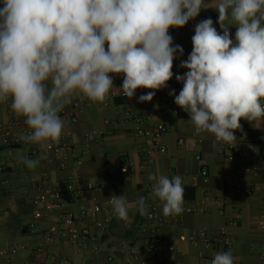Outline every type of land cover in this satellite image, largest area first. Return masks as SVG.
<instances>
[{
	"label": "clouds",
	"instance_id": "obj_1",
	"mask_svg": "<svg viewBox=\"0 0 264 264\" xmlns=\"http://www.w3.org/2000/svg\"><path fill=\"white\" fill-rule=\"evenodd\" d=\"M206 0H3L0 7V103L23 118L28 131L20 139L40 147L34 159L21 156L28 168L47 159L58 144L65 121L60 113L73 97L103 105L122 75L123 95L148 89L139 102H150L175 75L183 87L172 90L175 104L188 114L195 133H210L215 142L236 146L241 120L254 127L264 122V0H218L217 31L211 18L200 21L192 50L173 72L180 45L169 30L195 19ZM236 28L235 38L229 31ZM215 146V143H214ZM152 196L165 217L184 212L179 175L149 174ZM89 187H91L89 185ZM116 216L129 219L124 195H113ZM135 205L149 215L146 198ZM210 264H235L231 250L214 254Z\"/></svg>",
	"mask_w": 264,
	"mask_h": 264
},
{
	"label": "crops",
	"instance_id": "obj_2",
	"mask_svg": "<svg viewBox=\"0 0 264 264\" xmlns=\"http://www.w3.org/2000/svg\"><path fill=\"white\" fill-rule=\"evenodd\" d=\"M206 2H209L210 8L202 9L195 19L190 20L183 28H177L176 38L184 50L186 59L192 50L191 38L196 24L207 19L201 18L202 16H210L214 27L221 31L218 12L214 8L218 0ZM2 5L3 0H0V7ZM229 31L234 39L236 28L230 26ZM173 72L183 75L186 71H180L174 63ZM120 82L121 76L113 77L114 88L105 104L90 102L81 106L75 113V121L67 116L62 118L73 146V152L66 158V168L59 166L62 157L55 156L52 161L44 159L36 168L28 169L20 161V157L36 158L30 152L33 148L40 149L38 145L23 142L17 146H4L0 143V168H3L0 170V244L25 246L13 257L12 264H26L31 253L29 248L40 246L43 249L38 253L40 258L45 257V252H52L71 260L74 264H110V255L115 256L119 264H123L121 260L132 246L140 251L139 258H144L143 241L150 235L151 226L145 216L140 215L135 205L139 196L146 198L148 211L155 209L161 216L157 231L163 241L175 244L179 252L177 259L181 264H210V251L206 250L205 256L200 257L199 247L193 246L188 237L193 231L203 228L215 241L219 239L218 230L222 226H225L235 242L230 248H220L218 252L231 250L235 264H259L264 251V230L258 225L264 212L260 177L248 174L242 180V183L254 184L257 187L254 195L240 197L236 192H232L223 209L212 208L211 202L215 195L222 192L225 172L244 167L255 156V139L264 142V122L257 128L246 120H241L243 131L235 132V143L236 147L241 148L240 153L232 160H227L220 156V142H215L212 134H196L189 118L178 117L177 110L180 107L175 104L174 96L169 94L172 87L176 88V95L183 87L182 83L175 79V75L169 81L172 85L156 91L152 101L143 103L139 102V97L150 90L143 89L139 96L124 99L118 95ZM76 98L78 97H73L65 108H69ZM162 106L165 107L164 112L161 111ZM126 110L138 116L150 115L151 120L145 125L146 128L153 129L162 122L168 128L160 140L165 146L164 150L160 151L147 167H141V158L145 149L151 146V142L148 137L134 132L130 122L118 121V115ZM13 119L20 122L23 120L18 118L11 108L8 109L5 103H0V122L7 124ZM13 134L21 136V127H14ZM197 154L201 155L200 160L196 158ZM124 166H128L127 171L123 170ZM202 166L206 167L209 177L207 184L203 183ZM70 172L95 185V189L85 193L70 206L75 212H78L81 205L97 210L94 218H86L78 226L96 230L98 221L109 219L97 251L79 250L76 244L66 239L65 234L59 235L56 241L43 238V231L56 222L57 217L55 214L44 215L41 209L34 205L39 179L47 176L50 187ZM173 172L184 174L183 180L188 183L184 188L183 206L203 209L210 207L212 210L165 217L162 202L148 193L149 185L154 183L148 180V175L151 173L171 178ZM24 195L31 197L30 202L25 201ZM113 195H124L129 210L127 221L119 219L114 213L110 203ZM6 200L10 204L14 201L18 204L9 207Z\"/></svg>",
	"mask_w": 264,
	"mask_h": 264
},
{
	"label": "built area",
	"instance_id": "obj_3",
	"mask_svg": "<svg viewBox=\"0 0 264 264\" xmlns=\"http://www.w3.org/2000/svg\"><path fill=\"white\" fill-rule=\"evenodd\" d=\"M177 28L170 29V35L173 37V46L180 45L177 35ZM181 46V45H180ZM182 60H186L183 53L181 56L177 53V57L174 63L177 64L180 71H187L180 67ZM117 76V75H114ZM113 76V77H114ZM121 76L120 87L123 83V76ZM172 90L176 88L172 87ZM143 92V89H137L135 96H139ZM120 97L127 99L123 95L122 89L119 90ZM90 101L87 99L76 98L69 108H64L60 113L61 118L67 116L73 121L76 120L75 113L83 105L89 104ZM7 108H10V101L5 102ZM161 111H165V107H161ZM151 120L150 115L138 116L133 112L126 110L118 115L119 122H130L132 124V129L134 132L140 133L149 138L151 146L145 149L141 158V167H147L150 165L156 155L164 150L165 146L160 142L162 135L167 131V126L165 123L158 124L155 128H146V124ZM20 126L22 129V134L27 132V126L24 123V119L20 122L17 119L9 121L5 124L0 122V143L4 146H17L23 143L20 139V135L13 134V128ZM69 132L64 128L62 137L58 144L53 145V147L48 150L46 161H52L55 156H61L62 161L59 164L60 168H66V158L68 154L73 152V146L69 140ZM182 142V141H181ZM256 153L252 160L247 163L244 167L228 170L224 174V185L222 187V192L215 195L211 207L223 209L228 203L231 193L236 192L240 197L252 196L256 193L257 187L254 184L242 183L243 178L250 174L253 176H259L260 186H261V200L264 204V142L261 139H255L254 141ZM241 148L232 147L228 144L220 142L218 146V152L221 157L232 160L240 153ZM33 156L37 157L41 153V149L33 148L30 152ZM196 158L201 159V155L197 154ZM78 162V161H77ZM79 163V162H78ZM2 171L3 168H0ZM124 171L128 170V166H124ZM203 183L207 184L209 182V177L206 174V167H201ZM179 175L184 177V174L173 172L172 176ZM171 176V177H172ZM89 185L91 187H89ZM152 185L148 187V193L152 196ZM188 183L183 180L184 188ZM95 189V185L89 181L84 180L78 174L70 172L67 176L59 181L57 184L48 187V178L43 176L38 182V194L34 198V205L41 209L44 215L55 214L57 221L51 223L44 231L43 238L50 241L58 240L59 235L65 234L66 239L70 243L77 245L79 250H89L97 251L101 243V237L105 233L106 228L109 223V219H104L98 221L96 224V230H92L87 226L79 227L78 224L86 218H94L97 214V210L93 208H87L81 205L78 212L71 209V205L76 203L85 193L90 190ZM212 208H200V207H185L183 213L191 212H205L211 211ZM149 215L145 216V220L150 224L151 231L150 235L144 238V250L145 256L140 259V251L135 247H129L126 251L124 258L121 260L123 264H181L177 259L179 252L174 243L170 241H163L157 231V225L161 222L162 218L155 209H151ZM181 215V214H180ZM176 215L174 217H179ZM259 227L264 230V212L258 221ZM219 239L213 241L208 235L205 229H198L193 231L188 240L193 246L199 247L198 255L200 257L205 256V251L209 250V257L213 258L214 254L219 251L220 248H230L234 245V238L230 236L225 226H222L218 230ZM40 247L29 248L31 250L30 256L28 257L26 264H74L71 260L61 258L52 252H45V257L42 259L38 256V253L43 249ZM23 245H12V246H2L0 244V264H12L13 257L21 250L24 249ZM264 248V240H263ZM262 260L259 264H264V251L262 254ZM110 264H119L116 257L110 255ZM120 261V262H121ZM138 261V263H137Z\"/></svg>",
	"mask_w": 264,
	"mask_h": 264
},
{
	"label": "trees",
	"instance_id": "obj_4",
	"mask_svg": "<svg viewBox=\"0 0 264 264\" xmlns=\"http://www.w3.org/2000/svg\"><path fill=\"white\" fill-rule=\"evenodd\" d=\"M210 16H202L201 18H209ZM168 85H172L171 82H168ZM177 115L180 118H189L188 114L185 113L181 108L177 110Z\"/></svg>",
	"mask_w": 264,
	"mask_h": 264
},
{
	"label": "rangeland",
	"instance_id": "obj_5",
	"mask_svg": "<svg viewBox=\"0 0 264 264\" xmlns=\"http://www.w3.org/2000/svg\"><path fill=\"white\" fill-rule=\"evenodd\" d=\"M23 197L25 198V201L28 200V201L30 202V198H31L30 196H28V195H24ZM3 202H4V201H3ZM0 203H2V200H0ZM6 203L9 204V207H12V204H18V203H16L15 201L12 202V203L10 204V202H9L8 200H6ZM29 204H31V203H29ZM12 210H13V209H12Z\"/></svg>",
	"mask_w": 264,
	"mask_h": 264
}]
</instances>
